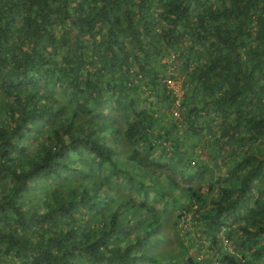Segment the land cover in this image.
I'll return each instance as SVG.
<instances>
[{"label":"trees","instance_id":"obj_1","mask_svg":"<svg viewBox=\"0 0 264 264\" xmlns=\"http://www.w3.org/2000/svg\"><path fill=\"white\" fill-rule=\"evenodd\" d=\"M0 264H264V0H0Z\"/></svg>","mask_w":264,"mask_h":264},{"label":"rangeland","instance_id":"obj_2","mask_svg":"<svg viewBox=\"0 0 264 264\" xmlns=\"http://www.w3.org/2000/svg\"><path fill=\"white\" fill-rule=\"evenodd\" d=\"M173 84V87H174V90L176 91V92H179L180 91V85H179V83H172L171 82V85Z\"/></svg>","mask_w":264,"mask_h":264}]
</instances>
